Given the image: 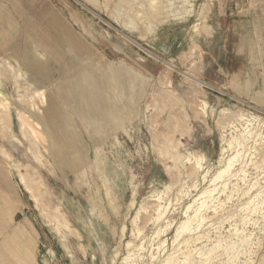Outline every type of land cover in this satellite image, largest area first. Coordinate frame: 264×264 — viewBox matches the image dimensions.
<instances>
[{
    "label": "rangeland",
    "instance_id": "1",
    "mask_svg": "<svg viewBox=\"0 0 264 264\" xmlns=\"http://www.w3.org/2000/svg\"><path fill=\"white\" fill-rule=\"evenodd\" d=\"M0 264H264V0H0Z\"/></svg>",
    "mask_w": 264,
    "mask_h": 264
},
{
    "label": "crops",
    "instance_id": "2",
    "mask_svg": "<svg viewBox=\"0 0 264 264\" xmlns=\"http://www.w3.org/2000/svg\"><path fill=\"white\" fill-rule=\"evenodd\" d=\"M16 233L18 234V232H16ZM17 234L14 235L15 237L12 236V237L10 238V240L12 239V240H14V241H15V240L17 241V237L19 236V234H18V235H17Z\"/></svg>",
    "mask_w": 264,
    "mask_h": 264
}]
</instances>
